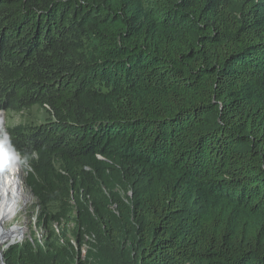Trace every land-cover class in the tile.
<instances>
[{"label": "trees", "instance_id": "trees-1", "mask_svg": "<svg viewBox=\"0 0 264 264\" xmlns=\"http://www.w3.org/2000/svg\"><path fill=\"white\" fill-rule=\"evenodd\" d=\"M34 107L47 234L4 264H264V0H0V111Z\"/></svg>", "mask_w": 264, "mask_h": 264}, {"label": "rangeland", "instance_id": "rangeland-1", "mask_svg": "<svg viewBox=\"0 0 264 264\" xmlns=\"http://www.w3.org/2000/svg\"><path fill=\"white\" fill-rule=\"evenodd\" d=\"M47 118V114L40 108L34 107L29 111H25L23 113H13L9 111H0V141L4 140L5 137V130L8 127L16 126L19 124H35V123H41L44 122ZM11 162L14 165H16L20 169V174L18 176V179L21 182L23 193L25 201L18 204V212L17 214L10 218L5 225L4 229L12 231L11 228L15 227L14 235L16 236L17 233H20L21 240L17 241H9L5 245L1 247V252L5 249H7L10 246L18 245L24 243L26 240H31L32 234L34 233L36 238L39 240H43V236H45L47 233H45V230L39 229L37 226L34 225V217L36 215V208L34 205V199L28 192V190L25 187L24 184V178H25V172L22 169V167L19 164V160L15 159L13 156L8 155L7 152H5L2 148V145H0V164L6 163V167L8 163ZM5 171V170H4ZM4 171H0L1 173ZM1 178V177H0ZM62 227H65L66 230L72 229V224H63ZM16 232V233H15ZM68 237H70V232L65 231ZM71 243H73V239L70 238ZM9 243H13L10 244ZM74 244V243H73ZM88 249L89 246L84 245L81 250V259L85 260L88 256ZM92 261V259H91Z\"/></svg>", "mask_w": 264, "mask_h": 264}, {"label": "bare ground", "instance_id": "bare-ground-1", "mask_svg": "<svg viewBox=\"0 0 264 264\" xmlns=\"http://www.w3.org/2000/svg\"><path fill=\"white\" fill-rule=\"evenodd\" d=\"M19 174L20 169L9 162L0 176V250L9 241L21 240L20 233L14 235L15 227L11 228L12 231L3 228L5 223L17 214L18 204L25 201Z\"/></svg>", "mask_w": 264, "mask_h": 264}, {"label": "clouds", "instance_id": "clouds-1", "mask_svg": "<svg viewBox=\"0 0 264 264\" xmlns=\"http://www.w3.org/2000/svg\"><path fill=\"white\" fill-rule=\"evenodd\" d=\"M0 145H7V154L13 156L15 159H20V154L15 152V150L12 148L10 140L7 138V136L4 138L3 141H0ZM27 157H24V161H27ZM6 170V163L0 164V171Z\"/></svg>", "mask_w": 264, "mask_h": 264}, {"label": "water", "instance_id": "water-1", "mask_svg": "<svg viewBox=\"0 0 264 264\" xmlns=\"http://www.w3.org/2000/svg\"><path fill=\"white\" fill-rule=\"evenodd\" d=\"M31 195V194H30ZM10 245V244H9ZM0 261H1V264H4L3 263V256H2V253H0Z\"/></svg>", "mask_w": 264, "mask_h": 264}]
</instances>
